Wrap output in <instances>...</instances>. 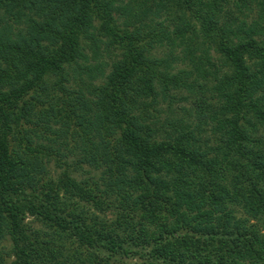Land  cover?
Here are the masks:
<instances>
[{"label": "trees", "instance_id": "16d2710c", "mask_svg": "<svg viewBox=\"0 0 264 264\" xmlns=\"http://www.w3.org/2000/svg\"><path fill=\"white\" fill-rule=\"evenodd\" d=\"M0 264H264V0H0Z\"/></svg>", "mask_w": 264, "mask_h": 264}]
</instances>
